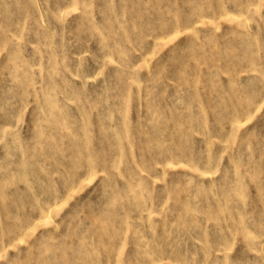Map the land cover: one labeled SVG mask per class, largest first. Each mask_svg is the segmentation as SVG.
Wrapping results in <instances>:
<instances>
[{"label":"rangeland","instance_id":"rangeland-1","mask_svg":"<svg viewBox=\"0 0 264 264\" xmlns=\"http://www.w3.org/2000/svg\"><path fill=\"white\" fill-rule=\"evenodd\" d=\"M0 264H264V0H0Z\"/></svg>","mask_w":264,"mask_h":264}]
</instances>
